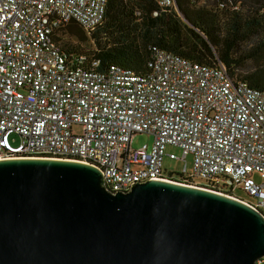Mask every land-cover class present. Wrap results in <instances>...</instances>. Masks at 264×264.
<instances>
[{
  "label": "built area",
  "instance_id": "obj_1",
  "mask_svg": "<svg viewBox=\"0 0 264 264\" xmlns=\"http://www.w3.org/2000/svg\"><path fill=\"white\" fill-rule=\"evenodd\" d=\"M108 1L0 0V161L90 164L113 193L148 181L236 199L239 190L264 217V89L234 81L224 65L200 64L155 46L147 73L116 65L102 70L99 60L88 68L84 57L70 61L57 32L72 21L94 31ZM155 1L161 11L176 5ZM138 134L153 136V145L133 149ZM169 146L183 152L182 160L193 156L194 174L183 176L201 179L202 186L168 174L165 158L179 159L167 153Z\"/></svg>",
  "mask_w": 264,
  "mask_h": 264
},
{
  "label": "water",
  "instance_id": "obj_2",
  "mask_svg": "<svg viewBox=\"0 0 264 264\" xmlns=\"http://www.w3.org/2000/svg\"><path fill=\"white\" fill-rule=\"evenodd\" d=\"M264 217L244 201L167 181L105 187L75 160L0 161V264H256Z\"/></svg>",
  "mask_w": 264,
  "mask_h": 264
},
{
  "label": "trees",
  "instance_id": "obj_3",
  "mask_svg": "<svg viewBox=\"0 0 264 264\" xmlns=\"http://www.w3.org/2000/svg\"><path fill=\"white\" fill-rule=\"evenodd\" d=\"M86 32L95 51L70 43L62 46L70 61L84 57L88 68L99 60L102 70L116 65L147 73L150 47L155 46L200 64L224 65L234 81L264 89V0H218L213 7L176 0V10L165 11L155 0H109L105 19L94 31L72 21L57 32V38L62 43L64 33L87 42ZM173 175L186 181L182 174Z\"/></svg>",
  "mask_w": 264,
  "mask_h": 264
},
{
  "label": "rangeland",
  "instance_id": "obj_4",
  "mask_svg": "<svg viewBox=\"0 0 264 264\" xmlns=\"http://www.w3.org/2000/svg\"><path fill=\"white\" fill-rule=\"evenodd\" d=\"M218 3V0H196V5L197 6H204L207 5L208 7H213L216 6ZM212 5V6H211ZM238 6V5H236ZM173 9L176 10V5L173 7ZM246 12V11H243ZM263 13V11H262ZM181 17L183 18V16L181 15ZM87 33V32H86ZM61 38H62V43L61 45H63V43H70L72 45H79V47L84 48L85 51L88 52H93L95 51V44L92 42V40H90V33H87V37H88V41L87 42H82L80 40H78L75 37L69 36L68 34H64L61 33ZM248 46H244V49H248ZM11 142L13 145H18L19 144V139H15V137L11 138ZM154 143V137L148 134H138L134 137L133 141H132V148L133 149H139L141 147H143L144 145H148V146H152ZM167 153H173L175 154L179 159L177 160H172L168 157L165 158L164 160V168L165 170L168 172V174L173 173L175 175H184L185 171L186 173L193 175L194 174V158L193 156H188L186 158V160H182V156H183V152L176 147H172L169 146L167 148ZM186 168V169H185ZM257 180H259L260 178L257 176L256 177ZM195 183L199 186H202L204 184V181H202L201 179H195ZM235 195L246 202H253V200L244 192L237 190L235 192Z\"/></svg>",
  "mask_w": 264,
  "mask_h": 264
}]
</instances>
